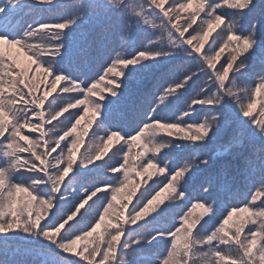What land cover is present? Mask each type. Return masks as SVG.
I'll use <instances>...</instances> for the list:
<instances>
[{
	"label": "snow or ice",
	"instance_id": "1",
	"mask_svg": "<svg viewBox=\"0 0 264 264\" xmlns=\"http://www.w3.org/2000/svg\"><path fill=\"white\" fill-rule=\"evenodd\" d=\"M33 241L39 264H264V0H0V264Z\"/></svg>",
	"mask_w": 264,
	"mask_h": 264
},
{
	"label": "trees",
	"instance_id": "2",
	"mask_svg": "<svg viewBox=\"0 0 264 264\" xmlns=\"http://www.w3.org/2000/svg\"><path fill=\"white\" fill-rule=\"evenodd\" d=\"M75 31V30H73ZM143 40H144V37L143 35H141L131 46L130 48H139V47H142L143 45ZM12 54L18 59L19 63L21 64V66H24L26 64L29 63V60H28V57L25 55V53L23 51H20L19 49H13L12 50ZM223 55H227V50L226 52L223 54ZM258 66V65H257ZM34 67V66H33ZM98 67V66H97ZM95 71V68H93L91 71H89L88 75L91 76L93 74V72ZM34 73H29V75H33ZM102 87V86H101ZM53 95H55V93H53ZM168 115H169V118L170 119H174L175 115H178L179 113H174L173 111H171L170 109H165L164 110ZM55 123V122H54ZM84 122L82 121L81 122V125H83ZM136 124V120L135 119H131L127 122V127L129 129H132ZM81 129H78V131H80ZM91 132H92V129H89L88 130V135L84 136V143L81 145V148H80V151L83 152L85 150V148H87L89 146V144L91 143ZM161 138H167L166 137V134L164 133H161L157 136V140L161 139ZM122 143V142H121ZM119 145L116 144L115 141L112 142V144L110 145L109 149H108V155H111L115 150L116 148H118ZM138 149L136 147H134L132 149V154L134 155L135 152L137 151ZM183 151H188L187 149L183 150ZM182 154V151L180 149H173L171 151H168V150H165L164 152H162L160 154L161 157H164V158H168V157H172V156H175L176 159L172 161V163L176 164V163H179L180 162V156ZM77 156L79 158V153H77ZM120 157L119 155L116 157V159L118 160ZM105 159H107V156L105 157ZM102 163V162H100ZM237 164L239 165V161L237 162ZM105 173H104V170L101 169V168H97L95 170L94 173H92V175H98V176H103ZM226 199V196L224 197ZM19 244L23 245L25 243V241L23 240H20L18 241ZM36 249L42 254V255H38L37 256V264H39V260L41 258H45L47 259L48 257L51 256V253L48 252L45 248H44V245L41 244L40 242L38 241H33L32 242ZM17 259L19 257H16Z\"/></svg>",
	"mask_w": 264,
	"mask_h": 264
}]
</instances>
